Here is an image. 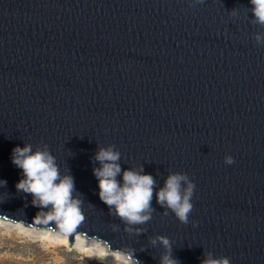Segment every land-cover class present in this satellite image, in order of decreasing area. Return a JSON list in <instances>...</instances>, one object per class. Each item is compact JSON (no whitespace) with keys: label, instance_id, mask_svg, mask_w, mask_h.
Here are the masks:
<instances>
[{"label":"water","instance_id":"obj_1","mask_svg":"<svg viewBox=\"0 0 264 264\" xmlns=\"http://www.w3.org/2000/svg\"><path fill=\"white\" fill-rule=\"evenodd\" d=\"M251 8L250 0H0V216L42 226L33 224L41 209L15 187L23 176L11 156L47 145L82 201L85 220L67 233L69 245L81 232L160 264L165 249L150 241L163 235L178 264H201L208 252L264 264V45L254 39L264 26L252 23ZM109 145L122 171L142 168L156 182L140 235L99 198L95 154ZM170 173L196 185L188 224L156 201Z\"/></svg>","mask_w":264,"mask_h":264},{"label":"clouds","instance_id":"obj_2","mask_svg":"<svg viewBox=\"0 0 264 264\" xmlns=\"http://www.w3.org/2000/svg\"><path fill=\"white\" fill-rule=\"evenodd\" d=\"M193 3H203V0H193ZM252 5V23L264 26V0H250ZM258 45H264V34L257 33L254 37ZM120 152L114 145L101 147L95 154L99 167L93 168V175L98 181L99 198L109 207L110 214L119 217L125 224V231L140 235L144 232L143 225L152 219L154 209L151 207L155 180L151 175L143 174V169L123 170L119 164ZM12 163L22 170L23 178L15 185L18 192L30 194L32 205L41 209L33 218V224L48 226L62 233H72L84 222L82 201L76 192L74 179L69 174H61L56 158L48 150V146L33 151L31 144L15 147L12 150ZM226 164L234 163L233 157L225 156ZM122 176V180L117 179ZM7 181L0 180V186H6ZM196 188L186 173H170L164 187L155 193L157 203L170 210L183 224L189 223V215L193 204L191 199ZM47 209V211H44ZM53 228V227H52ZM115 230V228H114ZM157 242L165 249L160 257V264H178L172 257L170 240L163 235H157L150 241ZM132 249L128 258L134 264L140 262L133 258ZM201 264H230L227 257L214 258L211 252L205 254Z\"/></svg>","mask_w":264,"mask_h":264},{"label":"rangeland","instance_id":"obj_3","mask_svg":"<svg viewBox=\"0 0 264 264\" xmlns=\"http://www.w3.org/2000/svg\"><path fill=\"white\" fill-rule=\"evenodd\" d=\"M74 239L69 245L67 233L0 216V264H134L102 240L81 232Z\"/></svg>","mask_w":264,"mask_h":264},{"label":"bare ground","instance_id":"obj_4","mask_svg":"<svg viewBox=\"0 0 264 264\" xmlns=\"http://www.w3.org/2000/svg\"><path fill=\"white\" fill-rule=\"evenodd\" d=\"M79 250V249H78ZM83 250V249H82ZM83 251H85V249L83 250ZM90 251V250H89ZM86 252V251H85ZM88 255H89V252H88V250H87V252H86ZM92 254H94V253H92ZM101 257V256H100ZM102 259H104V258H102ZM100 260V259H99ZM112 260H113V258H112ZM111 262V261H110ZM113 262V261H112ZM115 262V261H114ZM108 264H109V262H108ZM115 264V263H114Z\"/></svg>","mask_w":264,"mask_h":264}]
</instances>
